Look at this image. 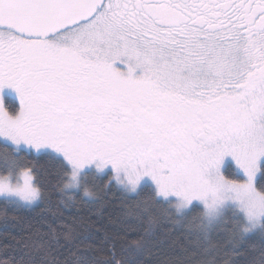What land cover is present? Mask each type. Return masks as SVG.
<instances>
[{
    "label": "snow or ice",
    "instance_id": "1",
    "mask_svg": "<svg viewBox=\"0 0 264 264\" xmlns=\"http://www.w3.org/2000/svg\"><path fill=\"white\" fill-rule=\"evenodd\" d=\"M0 210V264H264V0H0Z\"/></svg>",
    "mask_w": 264,
    "mask_h": 264
},
{
    "label": "trees",
    "instance_id": "2",
    "mask_svg": "<svg viewBox=\"0 0 264 264\" xmlns=\"http://www.w3.org/2000/svg\"><path fill=\"white\" fill-rule=\"evenodd\" d=\"M102 195H104L108 207L100 209L99 214L97 213V208L99 206L84 205L80 202H77L76 207L65 210L63 212L65 219L67 221H71V219L75 216L88 215L89 213H92L93 220H98L100 225H105L108 224V216L110 214L113 216V218L115 217V213L113 212L111 205L119 204L121 200H125L130 206H132L135 205L139 200H142L146 197V193H144L136 199H129L124 194L115 189L106 190L104 193H102ZM44 207L45 205H41V208ZM41 208L36 209L34 212L19 213V215L25 218L23 227L27 228L29 222H32L33 224L35 223V220L38 216V213L41 211ZM0 212H2V210H0ZM166 227L172 229L169 238L159 246L158 250H154L153 256L147 258V264H166V262H171L177 258H182L184 256L182 247L188 244V241L186 239L187 232L185 231V228L187 226H177L176 228H172V225L168 224L166 225ZM43 231L44 229L39 230L38 235L40 241L44 240V237L42 235ZM12 232L14 235L22 234L19 229H13ZM2 243L3 237L0 236V260H10L13 253H8L7 255H5L2 249ZM33 255L35 257V264H44V260L52 258V253H49L47 256H45L43 252L34 251ZM56 256L59 259H63V256H61L59 253H56Z\"/></svg>",
    "mask_w": 264,
    "mask_h": 264
}]
</instances>
